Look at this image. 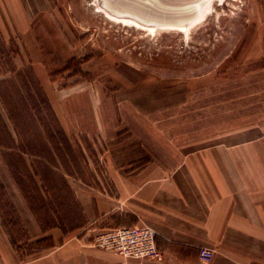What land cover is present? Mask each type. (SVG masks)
I'll use <instances>...</instances> for the list:
<instances>
[{
  "label": "rangeland",
  "instance_id": "obj_1",
  "mask_svg": "<svg viewBox=\"0 0 264 264\" xmlns=\"http://www.w3.org/2000/svg\"><path fill=\"white\" fill-rule=\"evenodd\" d=\"M211 4L150 32L98 0H0V225L23 259L81 225L79 195L264 127V0ZM93 235L80 264H104Z\"/></svg>",
  "mask_w": 264,
  "mask_h": 264
},
{
  "label": "crops",
  "instance_id": "obj_2",
  "mask_svg": "<svg viewBox=\"0 0 264 264\" xmlns=\"http://www.w3.org/2000/svg\"><path fill=\"white\" fill-rule=\"evenodd\" d=\"M112 185L111 195H79L85 220L52 228L47 254L34 259H23L0 225V264H80L97 256L81 244L90 233L142 224L157 233L161 258L133 260L140 264H264V127L195 149L172 169L118 174ZM202 249L212 250L210 262L199 259ZM99 251L104 264L132 261Z\"/></svg>",
  "mask_w": 264,
  "mask_h": 264
},
{
  "label": "water",
  "instance_id": "obj_3",
  "mask_svg": "<svg viewBox=\"0 0 264 264\" xmlns=\"http://www.w3.org/2000/svg\"><path fill=\"white\" fill-rule=\"evenodd\" d=\"M210 0H98L101 9L152 28L184 29Z\"/></svg>",
  "mask_w": 264,
  "mask_h": 264
},
{
  "label": "built area",
  "instance_id": "obj_4",
  "mask_svg": "<svg viewBox=\"0 0 264 264\" xmlns=\"http://www.w3.org/2000/svg\"><path fill=\"white\" fill-rule=\"evenodd\" d=\"M156 236L157 233L145 224L134 227H119L94 234L93 247L125 259L159 260L161 252L156 243ZM212 256V250L202 249L199 259L208 263Z\"/></svg>",
  "mask_w": 264,
  "mask_h": 264
},
{
  "label": "bare ground",
  "instance_id": "obj_5",
  "mask_svg": "<svg viewBox=\"0 0 264 264\" xmlns=\"http://www.w3.org/2000/svg\"><path fill=\"white\" fill-rule=\"evenodd\" d=\"M213 1H222V0H210L207 4H205L203 7H202V10H201V13L199 14V17L192 23H190L186 29H188L190 26H192L195 22L199 21V20H205L207 16L210 15V13L213 11V4H211ZM97 10L100 11L101 13L104 12L106 14L107 17H109V20L113 21V22H116V23H122L124 25H128V26H132V27H136V28H139L141 30H146V31H150V32H155L156 30H154V28L152 27H149L147 25H143L142 23L138 22V21H135L131 18H127V17H115L111 14H108L106 11H104L103 9L100 10V8L97 6ZM161 30H166V29H171V28H167V27H164V28H159ZM171 31V30H169ZM190 31L189 30H186V34H188V32Z\"/></svg>",
  "mask_w": 264,
  "mask_h": 264
}]
</instances>
